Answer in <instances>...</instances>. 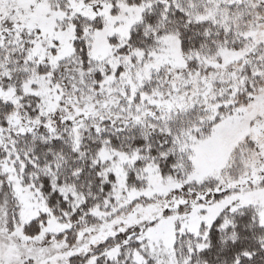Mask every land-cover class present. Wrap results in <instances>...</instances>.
<instances>
[{"label":"snow or ice","instance_id":"snow-or-ice-1","mask_svg":"<svg viewBox=\"0 0 264 264\" xmlns=\"http://www.w3.org/2000/svg\"><path fill=\"white\" fill-rule=\"evenodd\" d=\"M0 264H264V0H0Z\"/></svg>","mask_w":264,"mask_h":264}]
</instances>
